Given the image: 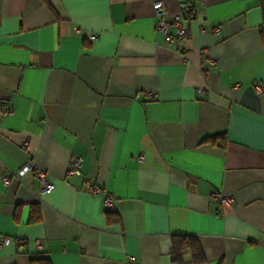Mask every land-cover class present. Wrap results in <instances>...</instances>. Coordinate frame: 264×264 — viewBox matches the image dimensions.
I'll return each instance as SVG.
<instances>
[{"label": "crops", "instance_id": "0c3cea01", "mask_svg": "<svg viewBox=\"0 0 264 264\" xmlns=\"http://www.w3.org/2000/svg\"><path fill=\"white\" fill-rule=\"evenodd\" d=\"M156 1L183 39L156 29ZM257 87L264 1L0 0V264H173V235L197 238L201 264H264ZM24 166L54 190L14 179Z\"/></svg>", "mask_w": 264, "mask_h": 264}, {"label": "built area", "instance_id": "2783aa9c", "mask_svg": "<svg viewBox=\"0 0 264 264\" xmlns=\"http://www.w3.org/2000/svg\"><path fill=\"white\" fill-rule=\"evenodd\" d=\"M153 10H154V14L156 17L155 27L158 31L166 34L167 30L170 27L175 28L174 36L173 37L167 36V39L170 42H174L175 40L183 39L186 36L187 30L181 26L180 17L177 15L167 14L164 3L162 1H156L153 4ZM94 39H95L94 35H90L88 37L89 41H93ZM234 87L238 88V85L235 84ZM256 90L259 94L264 93V91H262L258 87L256 88ZM201 92L202 91L199 90V93H201ZM2 113L7 114L8 110L4 109V110H2ZM137 160L139 162H143L144 158L142 155H139L137 157ZM81 165H82V159L79 157H73L71 159L69 166H68V169H67V176H79ZM30 170L33 171V175H34L35 179L38 180L39 183L41 184V193L49 194L50 192H52L54 190V184L48 180L46 173L42 170H33L29 166H24L19 171L12 174V177L14 179L18 180L22 175H24L25 173H27ZM3 184L5 186H7L9 184V178L8 177L3 178ZM83 187H84V191L89 195H96L100 192V189L97 186H95V185H93L87 181L84 183ZM211 199L218 200L220 203H228L231 200L230 197H220L216 194H212ZM102 206H103V209L105 212L113 211L114 198L111 195L104 193L103 194V200H102ZM10 242H11L10 239L3 238L0 240V247L8 245V244H10Z\"/></svg>", "mask_w": 264, "mask_h": 264}, {"label": "trees", "instance_id": "16d2710c", "mask_svg": "<svg viewBox=\"0 0 264 264\" xmlns=\"http://www.w3.org/2000/svg\"><path fill=\"white\" fill-rule=\"evenodd\" d=\"M264 1V0H261ZM218 142L219 147H224V137L222 134L213 135L204 139V142L214 144ZM108 222L118 221V217L113 215L112 212H107ZM30 222L36 223L39 221V216L32 214L30 216ZM189 254L190 260L194 264H201L205 261L202 250L199 246L197 238L192 235H173L171 236V250H170V261L173 264H183L184 255ZM29 264H50L49 261L44 257L33 258L29 260Z\"/></svg>", "mask_w": 264, "mask_h": 264}]
</instances>
